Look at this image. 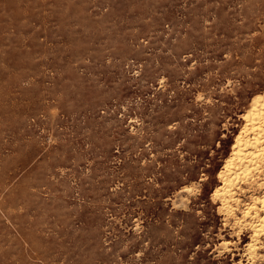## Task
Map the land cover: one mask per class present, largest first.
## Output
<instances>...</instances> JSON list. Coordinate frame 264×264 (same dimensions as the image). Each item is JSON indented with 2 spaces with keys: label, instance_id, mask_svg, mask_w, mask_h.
I'll return each mask as SVG.
<instances>
[{
  "label": "rangeland",
  "instance_id": "rangeland-1",
  "mask_svg": "<svg viewBox=\"0 0 264 264\" xmlns=\"http://www.w3.org/2000/svg\"><path fill=\"white\" fill-rule=\"evenodd\" d=\"M263 94L264 0H0V264H264Z\"/></svg>",
  "mask_w": 264,
  "mask_h": 264
},
{
  "label": "bare ground",
  "instance_id": "bare-ground-1",
  "mask_svg": "<svg viewBox=\"0 0 264 264\" xmlns=\"http://www.w3.org/2000/svg\"><path fill=\"white\" fill-rule=\"evenodd\" d=\"M248 130L253 133V137L248 136L246 133ZM260 158L264 164V94L252 98L244 127L235 138L232 152L225 161L224 169L218 174L221 185L216 187L212 195L220 200L221 205L228 212H231L229 200L232 198L233 186L240 180H248L250 178L251 169H256V162ZM257 166L258 170L259 162ZM257 170L252 171V173ZM262 185L264 186V180ZM259 210L262 211V214L258 213L260 212ZM251 212H254L253 218L256 220L250 225L252 241L247 243V246L248 250L252 252L255 247L254 242L258 240L260 235H264V192L260 197H255L253 204L245 208L241 217L244 219L252 218Z\"/></svg>",
  "mask_w": 264,
  "mask_h": 264
}]
</instances>
